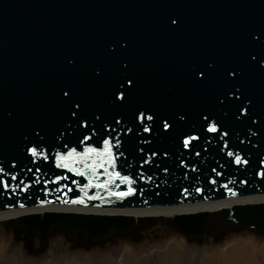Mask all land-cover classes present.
Instances as JSON below:
<instances>
[{
  "label": "water",
  "instance_id": "1",
  "mask_svg": "<svg viewBox=\"0 0 264 264\" xmlns=\"http://www.w3.org/2000/svg\"><path fill=\"white\" fill-rule=\"evenodd\" d=\"M104 140L116 157L107 172L131 183L88 187L108 181L105 169L94 177L56 166L57 153L103 150ZM0 169L9 184H0V211L264 193V0H0ZM155 219L45 212L15 219L13 236L28 253L38 239L41 254L57 236L76 238L73 248L135 242ZM167 224L189 242L211 229L218 239L228 230L260 234L264 204Z\"/></svg>",
  "mask_w": 264,
  "mask_h": 264
},
{
  "label": "rangeland",
  "instance_id": "2",
  "mask_svg": "<svg viewBox=\"0 0 264 264\" xmlns=\"http://www.w3.org/2000/svg\"><path fill=\"white\" fill-rule=\"evenodd\" d=\"M153 236L154 232L135 242L115 238L87 248H73L76 238L67 236V242L57 239L51 244L48 258L40 264H264V232L231 230L222 239L210 235L197 245L172 233ZM7 242L0 237V264H34L18 247L8 252Z\"/></svg>",
  "mask_w": 264,
  "mask_h": 264
},
{
  "label": "snow or ice",
  "instance_id": "3",
  "mask_svg": "<svg viewBox=\"0 0 264 264\" xmlns=\"http://www.w3.org/2000/svg\"><path fill=\"white\" fill-rule=\"evenodd\" d=\"M67 95V93H65ZM123 99V96L120 97ZM140 119L141 122L144 121L145 116L143 113L140 114ZM148 120H152V116L146 117ZM165 128H168L169 125L165 122L164 124ZM145 131H150L149 128H145ZM218 129L217 127L213 124L208 128V131L210 132H216ZM227 135V133H225ZM85 140H88L89 137H85ZM190 139H196V137H192ZM190 139H185L184 145L187 147L190 144ZM104 148L103 150L95 148V147H85L83 152H77L75 148H72L68 153L61 154L57 153L56 154V161L57 164L56 166L58 168H67L69 171L74 172L77 175L84 176L86 175L85 170H89L94 177H98V172L97 169H105L107 172V168L115 167V155L113 153V145L111 141L109 140H104ZM31 155L33 157L37 156H42L45 160L47 159V156L43 153L38 151L35 147L30 149ZM229 155H233V153H229ZM95 157L96 159H93ZM236 163L239 164L241 163V158L239 156L236 157ZM76 165H83V169L80 167H76ZM3 172V169H0V173ZM107 175L109 177L108 181L103 184H92L91 180L89 181L88 187H99V188H106L108 184L113 183L115 179H121L123 181H126L128 183H131V181L128 180V177H121L119 172H107ZM262 176H264V173H261ZM12 179H16L15 176L12 177ZM59 180V177L57 178ZM0 184L3 185L4 188H8L9 184L6 181H3L0 179ZM70 190V189H69ZM133 189H129L127 192H115V193H110V195H115L118 198H123L129 195H132ZM90 198H95V197H90ZM67 202V201H66ZM74 203H84L83 199L73 201Z\"/></svg>",
  "mask_w": 264,
  "mask_h": 264
},
{
  "label": "bare ground",
  "instance_id": "4",
  "mask_svg": "<svg viewBox=\"0 0 264 264\" xmlns=\"http://www.w3.org/2000/svg\"><path fill=\"white\" fill-rule=\"evenodd\" d=\"M264 201V195L247 196L243 198L223 199L215 202H201L190 205L167 206V207H149V208H124V209H94L63 205H39L27 207L23 209H15L8 211H0V220L13 218L25 213H40L43 211H74L83 213H101V214H123L131 215L133 217H140L144 215L155 216H172L175 214L193 213L199 211L212 212L223 207H231L234 204L254 203Z\"/></svg>",
  "mask_w": 264,
  "mask_h": 264
},
{
  "label": "flooded vegetation",
  "instance_id": "5",
  "mask_svg": "<svg viewBox=\"0 0 264 264\" xmlns=\"http://www.w3.org/2000/svg\"><path fill=\"white\" fill-rule=\"evenodd\" d=\"M10 227H5V226H2L0 225V237L5 239V240H8V248H7V251H11L13 248H20L21 251H23V243L21 241H18V239L16 240L15 237L11 236L10 238H8V235L10 234L9 233V229ZM38 249H35V250H32L31 252V255L32 256H39L40 254L38 253L37 251Z\"/></svg>",
  "mask_w": 264,
  "mask_h": 264
}]
</instances>
